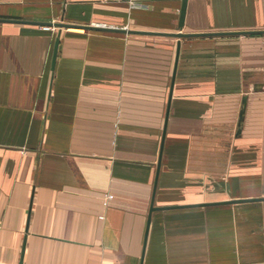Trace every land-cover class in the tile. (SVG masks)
I'll list each match as a JSON object with an SVG mask.
<instances>
[{
	"label": "crops",
	"instance_id": "1",
	"mask_svg": "<svg viewBox=\"0 0 264 264\" xmlns=\"http://www.w3.org/2000/svg\"><path fill=\"white\" fill-rule=\"evenodd\" d=\"M136 1L0 0V264H264V0Z\"/></svg>",
	"mask_w": 264,
	"mask_h": 264
},
{
	"label": "water",
	"instance_id": "2",
	"mask_svg": "<svg viewBox=\"0 0 264 264\" xmlns=\"http://www.w3.org/2000/svg\"><path fill=\"white\" fill-rule=\"evenodd\" d=\"M183 3H184V0H181V8H180L179 15H178V26L179 27L182 24ZM57 26H64V25H61V24L59 25L58 24ZM176 36H180V35L177 34ZM57 43H58V33L54 37L53 44H52L51 57H50V66H49L50 71H52V69H53ZM171 80H172V77H171ZM168 98H169V92H168ZM244 100H245V98L243 97L242 100H241V104H240L239 110H238V114H237L236 125H235V134L236 135L238 134V132L240 130V127H241V120H242V114H243V108H244ZM167 109H168V100L166 102L165 111H164L159 151H160L161 142H162V138H163V132H164V126H165V119H166V115H167ZM157 163H158V161H157ZM244 199L251 200V199H259V198H244ZM227 201H233V200H227ZM152 208H153V206L150 204L149 207H148V211H150Z\"/></svg>",
	"mask_w": 264,
	"mask_h": 264
},
{
	"label": "built area",
	"instance_id": "3",
	"mask_svg": "<svg viewBox=\"0 0 264 264\" xmlns=\"http://www.w3.org/2000/svg\"><path fill=\"white\" fill-rule=\"evenodd\" d=\"M120 1L126 2L129 5V7H142V4L140 2H138V1H136V0H120ZM41 28L43 30H45V29H48L50 27L46 26V25H43V26H41ZM104 202H105V200H104Z\"/></svg>",
	"mask_w": 264,
	"mask_h": 264
},
{
	"label": "rangeland",
	"instance_id": "4",
	"mask_svg": "<svg viewBox=\"0 0 264 264\" xmlns=\"http://www.w3.org/2000/svg\"><path fill=\"white\" fill-rule=\"evenodd\" d=\"M50 28H48V29H45V30H49Z\"/></svg>",
	"mask_w": 264,
	"mask_h": 264
}]
</instances>
